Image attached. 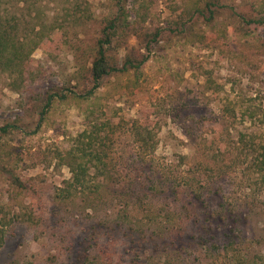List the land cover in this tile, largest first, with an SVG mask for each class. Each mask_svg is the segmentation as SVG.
<instances>
[{"label": "rangeland", "instance_id": "rangeland-1", "mask_svg": "<svg viewBox=\"0 0 264 264\" xmlns=\"http://www.w3.org/2000/svg\"><path fill=\"white\" fill-rule=\"evenodd\" d=\"M123 10L110 54L118 67L147 62L90 98L72 95L92 88L95 44ZM1 13L27 50L42 23L55 38L33 52L23 85L0 75V264H229L219 260L226 226L207 221L221 204L249 214L242 246L264 257L253 170L264 26L245 21L264 16V0H2ZM51 92L69 97L42 118ZM135 124L153 133V154L143 156ZM90 142L110 172L92 166L85 191H69L78 146ZM206 227L220 232L214 243Z\"/></svg>", "mask_w": 264, "mask_h": 264}, {"label": "trees", "instance_id": "trees-1", "mask_svg": "<svg viewBox=\"0 0 264 264\" xmlns=\"http://www.w3.org/2000/svg\"><path fill=\"white\" fill-rule=\"evenodd\" d=\"M1 9L2 0H0V75H8V79L11 80V83H9L8 86L14 88L15 84L17 85L20 83L23 85L26 82V77L28 76V74H30V72H28V68L29 63L32 60L31 57L33 52L38 47L43 46L42 44L44 43V41H47V43L53 41L55 38V34H49L50 32L47 30V27L42 23L39 27V31L37 32L38 37H35L37 41L32 47H30V49L27 50V41H21V39H19L18 27H16V24H13L11 20H5V17L1 13ZM127 19L128 17L125 16V12L123 10L121 14H117L114 18L108 19L106 21V25L103 28L102 35L97 40L94 47V58L90 68V82L93 86L88 91L79 95H77L75 91L70 90L72 95L79 96L84 99L90 98L99 88H101L102 81L105 78L118 73H128L134 70L137 73L140 72L141 67L148 60L147 56L142 58L141 60L127 58L123 66L118 67L115 61V57L111 56L110 54L111 47L115 43L116 37L122 30V23L124 22L123 20ZM245 21L250 25L256 24L264 26V16ZM31 42L33 43L34 41ZM68 97L69 95L56 92L46 93L44 97L45 105L42 108L41 117L44 118V114L48 111L49 108L52 107L55 101H63L68 99ZM139 128H141V124H135L136 136L142 142L143 146L145 145V147L142 148L143 156L153 154V149H149L147 146L151 144L150 139H153V133H149L148 127L144 126V131H147V136H145L141 131H139ZM81 136L84 137L86 136V134L84 133ZM86 137L92 139L94 135H87ZM78 140V142H80V139ZM81 146H78L80 148L77 149L80 157H76L75 155H73V157H76L74 159L80 160L82 164L80 163L78 166H72L73 177L71 181L67 182L69 191L71 189H73L74 191H85L86 177L92 166H94L99 172H101L102 175L108 174L110 172L107 164L103 162V155L99 154V152L95 148L93 149L92 142L81 144ZM93 154L95 156H93ZM253 170L256 177V184L259 186V189L262 191V193H264V142L261 143V145L256 150ZM155 173L159 175V172ZM175 181H177V179ZM175 181H171L172 183L169 181V183L164 182L166 187L168 186V190L172 192V195L177 194V191H175L174 187L176 184ZM152 185H154L153 190H155L157 187L156 182H152ZM220 206L221 207H219V209L210 212L207 217V221H209V223L213 222L223 224L221 226H226L227 231L226 233H224V237L222 236V238L225 240V244L222 245V250L219 254V260H228L229 264H259L261 260L264 261V257H260L259 255L253 257L250 255L248 250L242 246L245 240L241 235V229H239V226L242 225V222L244 220L249 219V214L236 215V210H238V208L234 207L235 205L221 204ZM125 216L127 217V215ZM126 217L123 216L121 224L126 223ZM192 217L193 215H190V218ZM168 221L171 222L172 219L168 218ZM132 222L134 221H130L129 224L132 225ZM133 231L134 233H137L139 235L136 230L133 229ZM2 232L3 229L0 228V233ZM205 234L209 237L207 241H210L211 243H214L217 239L216 237L221 235L220 232H212V228H207ZM263 237L264 231L262 232V234H259V238L261 240ZM3 241L4 236H0V246L3 245ZM207 241H203L202 243L206 244ZM138 244L142 245V243L140 242Z\"/></svg>", "mask_w": 264, "mask_h": 264}]
</instances>
